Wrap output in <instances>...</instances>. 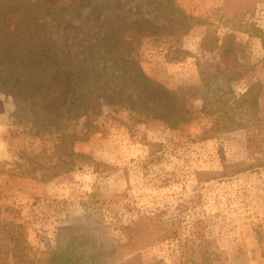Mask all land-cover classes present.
<instances>
[{
	"label": "rangeland",
	"instance_id": "obj_1",
	"mask_svg": "<svg viewBox=\"0 0 264 264\" xmlns=\"http://www.w3.org/2000/svg\"><path fill=\"white\" fill-rule=\"evenodd\" d=\"M176 2L198 22L178 43L168 37L159 42L142 38L137 57L148 76L168 89L183 88L198 111L179 129L121 107L115 102L114 84L102 94L98 129L88 136H83L82 118H73L69 111L70 98L57 86L51 87L47 98L65 116L57 130L32 118L29 106L17 94L0 88L2 257L9 259L14 244L3 230L5 225L21 232L31 251L37 252L57 246L56 234L63 225L98 220L106 233L99 235L98 244H104L106 237L114 243L123 240L118 226L160 211L164 224L174 225L178 237L143 247L139 251L143 264H264V166L255 160L262 154L249 155L250 131L244 128L208 133L205 139L210 118L199 112L202 97L188 92L199 85L200 70L207 67L204 58L218 57L200 47L206 32L218 37L219 44L230 35L246 62L245 75L232 84L233 89L241 94L249 84L260 83L258 105L264 119V51L260 39L250 34L264 31V0ZM116 19L172 25L154 0H91L79 18L48 22V33L58 46L55 53L89 48ZM64 128L76 132L74 150L91 156L93 165L45 181L9 172L50 166L56 145L64 139ZM28 156L34 162L26 160ZM233 164L248 169L220 176L224 167ZM13 224L18 227L12 228ZM195 232L203 240H196ZM200 249L204 256L198 255Z\"/></svg>",
	"mask_w": 264,
	"mask_h": 264
},
{
	"label": "trees",
	"instance_id": "obj_2",
	"mask_svg": "<svg viewBox=\"0 0 264 264\" xmlns=\"http://www.w3.org/2000/svg\"><path fill=\"white\" fill-rule=\"evenodd\" d=\"M90 2L0 0V88L17 94L29 106L32 118L42 119L45 127L57 130L64 125L65 116L47 103L51 87L57 86L59 92L70 98L72 117L82 118L83 136L98 129L101 97L111 90L112 84L115 102L137 117L162 121L170 129H179L195 119L198 111L189 104L187 94L181 91L183 88L168 89L148 76L139 64L137 53L144 37L154 42L168 37L178 43L179 37L188 33L198 19L187 14L176 0H154L166 12L171 26L156 25L147 19H116L89 48L55 53L58 46L48 33V22L58 24L67 16L79 18ZM250 34L260 39L264 51V31ZM218 42V37L206 32L200 47L208 53H218V57L204 58L207 67L200 70L199 85L188 90L190 95L202 97L199 112L211 121L203 137L209 138L208 133L247 129L250 131L246 139L248 153L250 156L261 153L255 160L264 166V119L258 105L260 83H251L243 93L237 94L232 84L245 75L243 50L230 35ZM112 69L114 73L109 72ZM61 135L64 139L56 145V158L50 166L9 172L45 181L95 163L88 154L74 150L73 143L78 136L73 129L64 128ZM28 157L26 160L34 162V157ZM247 169L248 166L233 164L219 174L230 176ZM197 226L196 223L198 229ZM3 230L14 244L9 250V259L0 252V264H143L139 255L143 247L178 237L174 225L164 224L160 211L118 226L123 240L114 243L106 237L104 244H98L99 235L106 236L98 220L61 226L56 234L57 246L37 252L31 251L21 232L10 230L8 225ZM14 233L21 238L14 237ZM195 235L196 240L203 238L198 232ZM204 253L200 249L198 255L204 256Z\"/></svg>",
	"mask_w": 264,
	"mask_h": 264
}]
</instances>
